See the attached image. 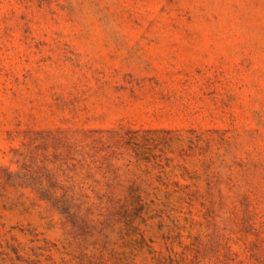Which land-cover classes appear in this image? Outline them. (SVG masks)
<instances>
[{
	"label": "rangeland",
	"instance_id": "374dc122",
	"mask_svg": "<svg viewBox=\"0 0 264 264\" xmlns=\"http://www.w3.org/2000/svg\"><path fill=\"white\" fill-rule=\"evenodd\" d=\"M0 264H264V0H0Z\"/></svg>",
	"mask_w": 264,
	"mask_h": 264
}]
</instances>
